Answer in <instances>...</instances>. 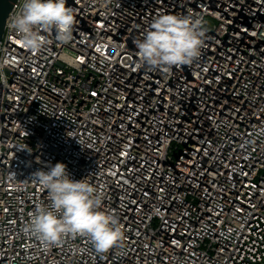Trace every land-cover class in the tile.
Returning a JSON list of instances; mask_svg holds the SVG:
<instances>
[{
  "label": "built area",
  "instance_id": "2783aa9c",
  "mask_svg": "<svg viewBox=\"0 0 264 264\" xmlns=\"http://www.w3.org/2000/svg\"><path fill=\"white\" fill-rule=\"evenodd\" d=\"M71 41L39 54L0 41V264H264V0H67ZM206 28L201 56L138 66L158 13ZM64 163L104 191L124 245L45 249L25 232Z\"/></svg>",
  "mask_w": 264,
  "mask_h": 264
},
{
  "label": "clouds",
  "instance_id": "9594fccd",
  "mask_svg": "<svg viewBox=\"0 0 264 264\" xmlns=\"http://www.w3.org/2000/svg\"><path fill=\"white\" fill-rule=\"evenodd\" d=\"M75 25L76 12L67 0H22L19 11L10 15L8 23L19 44L34 54L49 45L53 34L62 44L71 41ZM205 36L201 18L158 12L142 37L134 42L138 66L170 73L173 67L191 65L201 56ZM33 176L46 191L47 202L38 203L29 214L25 232L45 249L64 243L69 236L86 237L101 254L123 247V228L118 217L104 209L102 187L87 178L72 179L61 162Z\"/></svg>",
  "mask_w": 264,
  "mask_h": 264
},
{
  "label": "water",
  "instance_id": "95a60500",
  "mask_svg": "<svg viewBox=\"0 0 264 264\" xmlns=\"http://www.w3.org/2000/svg\"><path fill=\"white\" fill-rule=\"evenodd\" d=\"M17 0H0V41L4 33L6 20Z\"/></svg>",
  "mask_w": 264,
  "mask_h": 264
}]
</instances>
